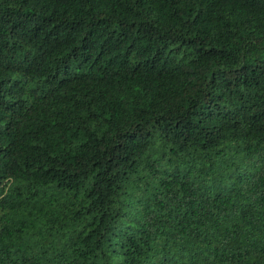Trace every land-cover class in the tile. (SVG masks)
<instances>
[{"label": "trees", "instance_id": "obj_1", "mask_svg": "<svg viewBox=\"0 0 264 264\" xmlns=\"http://www.w3.org/2000/svg\"><path fill=\"white\" fill-rule=\"evenodd\" d=\"M0 264H264V0H0Z\"/></svg>", "mask_w": 264, "mask_h": 264}]
</instances>
